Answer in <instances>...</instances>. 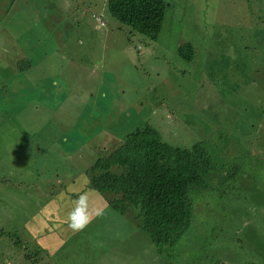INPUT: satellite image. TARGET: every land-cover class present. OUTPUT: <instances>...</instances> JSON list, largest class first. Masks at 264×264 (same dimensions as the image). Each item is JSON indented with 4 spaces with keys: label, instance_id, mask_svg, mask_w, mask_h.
<instances>
[{
    "label": "rangeland",
    "instance_id": "1",
    "mask_svg": "<svg viewBox=\"0 0 264 264\" xmlns=\"http://www.w3.org/2000/svg\"><path fill=\"white\" fill-rule=\"evenodd\" d=\"M165 1L150 40L107 0H0V264H264V0ZM144 126L180 148L206 141L214 162L189 191L190 227L161 250L88 185ZM81 192L104 214L73 232Z\"/></svg>",
    "mask_w": 264,
    "mask_h": 264
},
{
    "label": "trees",
    "instance_id": "2",
    "mask_svg": "<svg viewBox=\"0 0 264 264\" xmlns=\"http://www.w3.org/2000/svg\"><path fill=\"white\" fill-rule=\"evenodd\" d=\"M166 6L165 0H107V9L115 19L150 40L160 33ZM196 51L190 41L177 46L178 55L187 61ZM19 64L20 70L34 67L27 55ZM209 152L204 140L180 148L162 141L150 126L137 127L114 150L97 157L88 170V184L119 213L133 210V218L161 250L164 244L179 240L191 225L189 191L199 188L203 175L212 168ZM36 246L50 256L57 254ZM63 255L61 260L73 258L70 252Z\"/></svg>",
    "mask_w": 264,
    "mask_h": 264
},
{
    "label": "clouds",
    "instance_id": "3",
    "mask_svg": "<svg viewBox=\"0 0 264 264\" xmlns=\"http://www.w3.org/2000/svg\"><path fill=\"white\" fill-rule=\"evenodd\" d=\"M75 206L68 213L66 223L73 232L84 230L94 218L104 214L103 208H91L86 192H81L74 201Z\"/></svg>",
    "mask_w": 264,
    "mask_h": 264
},
{
    "label": "crops",
    "instance_id": "4",
    "mask_svg": "<svg viewBox=\"0 0 264 264\" xmlns=\"http://www.w3.org/2000/svg\"><path fill=\"white\" fill-rule=\"evenodd\" d=\"M166 11V10H165ZM23 152H25V150H22ZM11 175H12V173H11ZM66 180H69V176H65L64 177ZM34 182V181H33ZM88 182H89V178H88ZM36 183V182H35ZM37 184H39V183H37ZM40 185V184H39ZM89 185V184H88ZM70 194H76V193H72V192H70ZM57 195H59L58 193H57ZM70 199L71 200H73V198L72 197H70ZM101 199V201L102 202H106V200L104 199V198H100ZM41 209H48L49 207H48V204L47 203H45L43 206H41L40 207ZM56 216H57V218H60V217H63L64 216V214H65V209H64V207H60V205H58V206H56ZM134 212H133V210H131V212H129V214H127V215H129L130 217H131V219L132 220H134V218H133V216H132V214H133ZM44 222H46L45 221V219H44ZM45 225H46V223H45ZM44 225V226H45ZM65 252H69V249L68 250H65ZM64 252V253H65Z\"/></svg>",
    "mask_w": 264,
    "mask_h": 264
}]
</instances>
